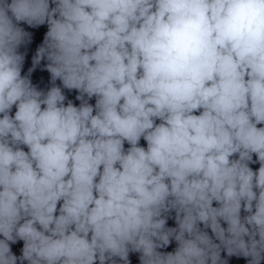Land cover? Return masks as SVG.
I'll return each mask as SVG.
<instances>
[{
	"label": "clouds",
	"instance_id": "9594fccd",
	"mask_svg": "<svg viewBox=\"0 0 264 264\" xmlns=\"http://www.w3.org/2000/svg\"><path fill=\"white\" fill-rule=\"evenodd\" d=\"M0 264H264V0H0Z\"/></svg>",
	"mask_w": 264,
	"mask_h": 264
}]
</instances>
